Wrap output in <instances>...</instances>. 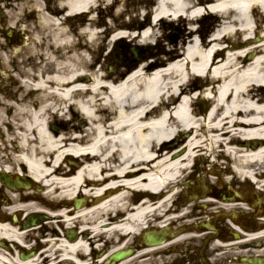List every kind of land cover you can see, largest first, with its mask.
<instances>
[{
  "label": "bare ground",
  "instance_id": "6f19581e",
  "mask_svg": "<svg viewBox=\"0 0 264 264\" xmlns=\"http://www.w3.org/2000/svg\"><path fill=\"white\" fill-rule=\"evenodd\" d=\"M116 2L115 17L106 31L100 30L95 6L100 10ZM127 2L78 0L80 11L91 12L80 32L66 28L46 64L37 62V48L29 60L28 81L9 132L16 147L4 162L25 165L30 177L44 185V194L14 197L11 209L47 215L49 234L43 244L51 254L44 251L39 259L55 257V248L61 249L58 258L69 260L88 243L118 246L121 234H132L137 223L153 215L166 227L171 221L166 217L177 210L179 190L184 184L192 189L189 179L199 181L205 196L212 194L195 176L197 159L214 172L224 173L227 166L226 172L237 173L240 180H261L264 188V0H216L209 6L207 0H159L151 19L129 11L132 24H121ZM204 19L201 32L195 27ZM168 21L188 31L181 34L179 47L163 51L167 58L144 62L130 74L97 66L98 54L119 41L153 44ZM205 104L210 111L199 108ZM2 119L4 125L11 122ZM56 119L67 122V129L53 130ZM220 176L209 179L210 185L223 184ZM76 195L86 207L70 208ZM35 198L39 203H33ZM209 204L220 213L219 202ZM105 222L109 225L102 226ZM59 224L67 229L79 225L83 231L76 233L77 242ZM212 225L217 230V223ZM19 230L0 217L1 238L25 245L29 238ZM170 230L171 225L165 228L166 235H172Z\"/></svg>",
  "mask_w": 264,
  "mask_h": 264
},
{
  "label": "flooded vegetation",
  "instance_id": "af4514ba",
  "mask_svg": "<svg viewBox=\"0 0 264 264\" xmlns=\"http://www.w3.org/2000/svg\"><path fill=\"white\" fill-rule=\"evenodd\" d=\"M77 6L78 0H0V110L3 103L12 104L17 98L14 76L20 62L24 64L27 53L34 48L53 50V36L64 31L66 18H83L77 13ZM222 222L219 249L198 244L148 247L145 238L131 236L123 239L118 248L107 243L102 248H88L85 254L77 250L69 260L48 258L42 264H114L119 253L127 255L120 264H264V214L239 209L228 213ZM29 246L21 254L13 243L4 242L5 249L0 246V250L8 257L0 264H16L21 256L38 255L49 249L35 246L34 241ZM59 251L53 249L55 253ZM214 252H220L221 259L213 258Z\"/></svg>",
  "mask_w": 264,
  "mask_h": 264
},
{
  "label": "rangeland",
  "instance_id": "374dc122",
  "mask_svg": "<svg viewBox=\"0 0 264 264\" xmlns=\"http://www.w3.org/2000/svg\"><path fill=\"white\" fill-rule=\"evenodd\" d=\"M164 33H165V30H163V33L161 32V33H159L160 35L159 36H163L164 35ZM161 38V37H160ZM108 39L109 38H107L105 41L107 42L108 41ZM103 44V43H102ZM137 44L138 43H130V45L132 46V47H135V46H137ZM166 45H165V48L166 49H169V50H172V49H176V47H179V44H172V45H170V46H168L169 44H167V43H165ZM178 45V46H177ZM111 49V48H110ZM109 50V49H108ZM108 53V54H107ZM107 56H109V51L108 52H103L102 53V55H101V57H99V54H98V62L96 63L97 65H98V67L102 64L103 66H105V69H107V66H108V61L107 62H105V57H107ZM154 62V61H153ZM110 65V64H109ZM109 68H111V67H108V69ZM119 73V72H118ZM80 121H82V120H80ZM200 163H202V162H200Z\"/></svg>",
  "mask_w": 264,
  "mask_h": 264
}]
</instances>
